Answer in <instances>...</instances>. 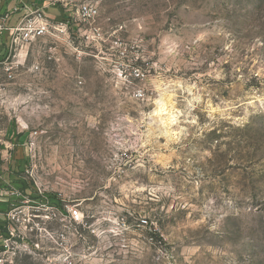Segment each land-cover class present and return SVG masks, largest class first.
<instances>
[{
  "label": "rangeland",
  "instance_id": "obj_1",
  "mask_svg": "<svg viewBox=\"0 0 264 264\" xmlns=\"http://www.w3.org/2000/svg\"><path fill=\"white\" fill-rule=\"evenodd\" d=\"M82 1L0 51L6 264H264V0Z\"/></svg>",
  "mask_w": 264,
  "mask_h": 264
},
{
  "label": "crops",
  "instance_id": "obj_2",
  "mask_svg": "<svg viewBox=\"0 0 264 264\" xmlns=\"http://www.w3.org/2000/svg\"><path fill=\"white\" fill-rule=\"evenodd\" d=\"M68 6L51 4L50 0H0V23L6 28L0 32V51L9 43L12 28L20 24L32 7H46L48 16L56 18L65 15ZM25 144V135L21 131L8 129L6 133H0V223L5 220L7 206L22 195L17 188H27L20 175Z\"/></svg>",
  "mask_w": 264,
  "mask_h": 264
},
{
  "label": "built area",
  "instance_id": "obj_3",
  "mask_svg": "<svg viewBox=\"0 0 264 264\" xmlns=\"http://www.w3.org/2000/svg\"><path fill=\"white\" fill-rule=\"evenodd\" d=\"M73 0H50L51 4H63L64 6H68L72 4ZM78 13L79 15L85 19L94 18L98 13V8L96 5L91 3L90 1L83 0L78 4ZM31 16L35 17L36 23L34 24L36 33L43 34L45 31L51 26L49 17L46 14V7H32L28 13L23 17L20 24L12 28L11 38L12 40L15 37V34L22 29V26L29 21ZM5 25L0 23V32L4 31ZM16 38V37H15ZM15 40V39H14ZM71 216L73 218H78L79 210L72 208ZM10 220V215L8 214L6 219L0 223V264L8 263L7 254L10 249L13 247L12 236H14L13 231L10 227L7 226V222Z\"/></svg>",
  "mask_w": 264,
  "mask_h": 264
}]
</instances>
